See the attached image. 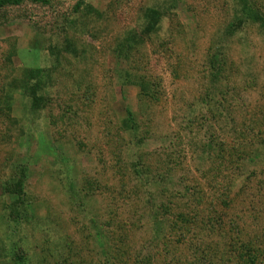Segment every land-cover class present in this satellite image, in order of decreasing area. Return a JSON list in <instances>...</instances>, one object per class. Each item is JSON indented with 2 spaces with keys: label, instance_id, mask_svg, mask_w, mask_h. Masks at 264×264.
<instances>
[{
  "label": "rangeland",
  "instance_id": "374dc122",
  "mask_svg": "<svg viewBox=\"0 0 264 264\" xmlns=\"http://www.w3.org/2000/svg\"><path fill=\"white\" fill-rule=\"evenodd\" d=\"M244 4L264 19V0L0 11V258L10 238L29 264L70 249L98 264L101 242L118 264H264V32ZM29 70L46 75L39 111L22 90ZM16 165L29 220L9 228L1 181Z\"/></svg>",
  "mask_w": 264,
  "mask_h": 264
},
{
  "label": "trees",
  "instance_id": "16d2710c",
  "mask_svg": "<svg viewBox=\"0 0 264 264\" xmlns=\"http://www.w3.org/2000/svg\"><path fill=\"white\" fill-rule=\"evenodd\" d=\"M26 1L46 6L50 3L51 0H0V11L5 7L20 6ZM242 13L244 17L249 18L251 20V23H259V27L264 32V19L259 17L258 14L255 13L251 7L249 8V4H244V6H242ZM146 20L147 24L144 32L148 34L154 32L156 27L158 26L159 14L154 10H149L146 15ZM45 77V73L39 70H29L27 72V77L26 80L23 82L22 90L24 92V96H26L30 101L31 111H39L41 109V104L44 99L38 94L44 87ZM123 128L132 135L137 132V130L135 129L136 124L132 119L131 113H127V119L123 122ZM26 172L27 169L24 165H16L14 166V173L11 176H8L6 180L1 181L3 195L15 198L13 204L7 206L6 208V223L9 224V228H11L10 226H13V228H15L21 222H26L29 220V214L27 211L28 206L27 204H25L24 194V184L27 176ZM156 213L157 212H155L154 215H156ZM156 219H158V217H154L153 221L158 222ZM90 225V228L92 229L91 233L94 232L92 237H96L98 243L100 241H103L106 237L105 229L101 227L97 221H90ZM7 240L9 242V245L6 248L2 249V252L4 253V258H0V260H2L3 262H7V264H29V260L25 256L22 248L18 247V243H15V241L10 240V238H7ZM105 245L107 246V243L101 242L100 247H102V249L100 250V252L102 253V257H100L101 259H98L100 260L98 264H118L116 261L114 262V260L111 259L107 254L103 255V253L105 252ZM246 248L247 252L251 254L252 251L250 247L247 246ZM69 252L70 255L68 256V258L62 259L61 262L57 264H82L81 261H74V263H72L71 256H73V253L71 249L69 250ZM123 260H125V258ZM256 260H258V256L248 257V259L246 260H241V264H255L257 262Z\"/></svg>",
  "mask_w": 264,
  "mask_h": 264
}]
</instances>
